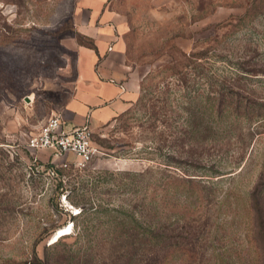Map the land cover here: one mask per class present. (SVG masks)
<instances>
[{
  "label": "rangeland",
  "instance_id": "rangeland-1",
  "mask_svg": "<svg viewBox=\"0 0 264 264\" xmlns=\"http://www.w3.org/2000/svg\"><path fill=\"white\" fill-rule=\"evenodd\" d=\"M77 9L0 0V264H264V0H110L136 90L85 168L28 148L74 95Z\"/></svg>",
  "mask_w": 264,
  "mask_h": 264
},
{
  "label": "crops",
  "instance_id": "crops-1",
  "mask_svg": "<svg viewBox=\"0 0 264 264\" xmlns=\"http://www.w3.org/2000/svg\"><path fill=\"white\" fill-rule=\"evenodd\" d=\"M110 0H77L76 32L92 47L78 43L77 82L72 99L59 113L65 131L86 125L99 128L127 110L134 97V72L128 61L123 23L112 11ZM54 155L51 151H41ZM39 153V154H40Z\"/></svg>",
  "mask_w": 264,
  "mask_h": 264
},
{
  "label": "built area",
  "instance_id": "built-area-1",
  "mask_svg": "<svg viewBox=\"0 0 264 264\" xmlns=\"http://www.w3.org/2000/svg\"><path fill=\"white\" fill-rule=\"evenodd\" d=\"M65 123L61 115H57L41 126L31 138L28 148L33 151H51L57 158L74 156V167L85 168L99 154L93 144V130L90 125L80 129L65 131ZM68 162L61 164V169H68ZM50 173L55 175L51 168Z\"/></svg>",
  "mask_w": 264,
  "mask_h": 264
},
{
  "label": "trees",
  "instance_id": "trees-1",
  "mask_svg": "<svg viewBox=\"0 0 264 264\" xmlns=\"http://www.w3.org/2000/svg\"><path fill=\"white\" fill-rule=\"evenodd\" d=\"M77 37H78L80 45L92 47L91 44L84 42L86 40L84 37H82L79 34H77ZM253 198H254V203H253L254 204V215H255V221H256L255 223L258 225V227H260L262 225L264 226V213H263L262 207H261L255 193L253 194ZM258 235L260 236V233Z\"/></svg>",
  "mask_w": 264,
  "mask_h": 264
}]
</instances>
